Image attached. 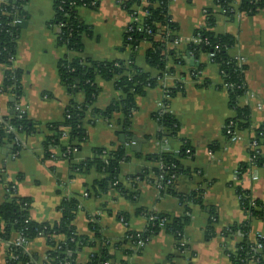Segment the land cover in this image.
<instances>
[{"label": "crops", "instance_id": "obj_1", "mask_svg": "<svg viewBox=\"0 0 264 264\" xmlns=\"http://www.w3.org/2000/svg\"><path fill=\"white\" fill-rule=\"evenodd\" d=\"M239 2L231 0L234 15L227 16L215 0H170L167 13L177 25L172 48L180 53L182 64L174 65V74H164L155 87L146 88L142 96L135 98L136 110L127 130L130 134L122 133L120 113L107 120L101 117L91 120L87 116L84 120L87 137L79 150L70 151L66 158L57 150V158L43 160L44 126L60 120L73 97L57 75V63L68 52L57 45V28L50 25L54 0H28L24 7L27 25L21 28L12 61V67L22 72L24 93L17 101L14 96L0 92V120L9 116L13 108H19L32 122L41 124V132L20 134V148L6 139L0 144V204L11 185L16 196L30 201L31 220L53 224L60 218L57 207L61 201L77 198L79 207L73 225L78 235L94 244L77 253L79 264H88L91 256L104 247L111 256L108 264H264V220L248 214L236 193L240 187L253 200L264 202V168L250 165L241 177L238 172L242 164L251 163L250 151L260 150L264 156V146L250 145L254 131L264 126V9L252 15L240 14ZM95 3L94 9L80 10L81 18L91 27L82 56L94 61L128 58L123 34L131 16L117 0H95ZM209 12L215 18L211 31L233 36L236 45L229 54L246 66V93L237 104L249 110L250 126L236 130V140L226 135L235 109L222 88L217 66L206 54L195 58L185 51L189 43L195 42L194 31L206 27ZM137 13L140 18L144 15L140 9ZM149 48V42H141L134 63L155 76L157 71L145 62ZM199 65L203 68L195 74ZM3 70L0 65V85ZM97 84L100 91L93 109L103 110L121 97L112 82L98 80ZM176 87L179 92L169 99L167 111L179 124V132L176 138L160 143L156 140L158 126L153 114L160 110L163 93L169 94ZM74 99L82 102L83 96L77 94ZM132 136L140 140L139 152H131L121 142L122 138L131 143ZM66 143L67 137L62 138V144ZM183 144H188L190 150L189 156L180 158L186 173L175 178L173 194H161L150 181L153 156L165 150L178 154ZM118 147L124 148L129 157L121 166L118 181L132 197L128 199L112 187L101 195H93V185L106 176L94 170L80 172L75 167L91 159L95 149L111 151ZM193 193L199 195L200 202L189 199ZM148 214L187 218L182 228L185 246H180L181 239L161 229L142 249H135L128 234L143 231L148 226ZM93 218L100 238H95L91 230ZM9 245L10 242L0 240V264H6ZM243 246L250 254L238 261ZM25 249L36 256L37 264H42L49 246L44 236H38Z\"/></svg>", "mask_w": 264, "mask_h": 264}, {"label": "trees", "instance_id": "obj_2", "mask_svg": "<svg viewBox=\"0 0 264 264\" xmlns=\"http://www.w3.org/2000/svg\"><path fill=\"white\" fill-rule=\"evenodd\" d=\"M120 6L130 16L137 15V9L144 13L143 17L136 23L130 22L123 34V44L129 49L128 58L124 60L94 61L82 56L84 40L91 34L90 25L80 16L82 8L94 9L95 0H54V16L50 25L57 28V45L64 47L68 54L57 63V75L61 85L73 97L65 108L63 117L58 121L46 123L42 140L44 150L43 160L57 158L55 151L66 158L70 151L79 150L81 143L86 139L87 133L84 120L90 116L91 120L101 117L110 119L113 114L120 113L122 116V133L129 135L127 131L130 118L136 110L135 98L142 96L146 88H153L164 74H174V65L182 64L180 53L172 48L175 42L173 35L177 25L173 23L167 13V4L170 0H117ZM28 0H1L0 1V65L3 66V81L0 92L14 96L18 101L24 93L21 83L22 72L12 67V61L16 55L17 39L21 28L13 25L15 19L26 21L27 12L24 7ZM227 16H233L230 7L231 0H215ZM264 9V0H240L237 12L252 15ZM214 14L207 15L206 27L194 31V39L199 42H191L185 51L198 58L206 54L213 64L218 68L222 78V88L227 92L228 101L235 109V117L232 119V130H244L249 128V110L238 107V99L246 93L244 82V64L237 65V59L233 58L229 51L236 45V39L229 34H214L211 27L214 25ZM138 26L141 30H138ZM150 43V48L145 52L146 64L157 71L152 76L134 63L135 54L141 42ZM71 55L70 57L68 55ZM171 65V66H170ZM202 65L194 70L199 72ZM98 80L112 82L115 90L121 93V97L109 104L103 110L93 109V103L99 94ZM225 85V86H224ZM177 92L178 87L169 91L168 98L163 100L162 109L153 114V119L158 126L156 140L160 143L176 138L179 132V124L167 111L168 101ZM81 94L82 102H77L74 96ZM12 127L19 134H34L41 132V124L32 122L20 109L13 108L11 114L0 120V144L4 139L12 141L14 134L8 132ZM228 127V126H227ZM227 131V130H226ZM226 135L230 137L227 133ZM67 137L66 145L62 144V138ZM257 144L258 148L264 146V126L254 131L250 145ZM253 146V145H252ZM189 145L183 144L178 154L162 151L153 156V167L151 170L153 182L154 177L162 176L163 187L159 190L161 194H173L172 185L174 180L165 186L171 176L177 177L180 173H186L182 167L180 158L190 155ZM260 151V150H259ZM259 151H250L251 163L241 165L239 177H241L250 165L264 168V156ZM129 161L126 151L118 147L111 151L95 149L93 157L75 167L77 171L89 172L91 170L104 174L106 177L97 181L91 188L93 195H101L109 188H116L128 199L131 194L124 191L119 184L121 166ZM7 196L0 204V240L10 242L6 264H27L35 262L36 256H27L23 247L12 244L17 235H20L25 245L38 236L47 239L49 250L46 252V260L42 264H79L76 261L77 253L86 246H93V242L87 237L77 234L73 225L75 214L79 207L78 199L75 197L64 198L57 211L60 218L53 224L37 223L30 219V201L16 196L11 185L7 186ZM242 208L251 216L264 220V202L253 200L248 191L240 187L236 189ZM191 200L200 202L199 195L193 193ZM156 219L149 222V217ZM148 226L139 232H131L128 239L133 245L139 239H149L151 236L164 229L170 232L176 239L180 240L182 228L187 218L177 219L165 215L148 214ZM162 221L163 226H160ZM95 238H100V232L96 224V218L90 224ZM211 232V228L208 230ZM59 237H63L62 240ZM249 249L243 246L240 250L238 261L245 260ZM14 256L15 258H11ZM111 256L104 247L98 254L91 256L88 264H108ZM32 264V263H30Z\"/></svg>", "mask_w": 264, "mask_h": 264}, {"label": "built area", "instance_id": "obj_3", "mask_svg": "<svg viewBox=\"0 0 264 264\" xmlns=\"http://www.w3.org/2000/svg\"><path fill=\"white\" fill-rule=\"evenodd\" d=\"M1 1V0H0ZM119 2V1H118ZM120 4V3H119ZM140 20V17H139V13H137V15L136 16H131V22H134V23H136V22H138ZM22 21L20 20V19H15L14 21H13V25H19L20 23H21ZM139 28H138V30H141V27L140 26H138ZM128 28V27H127ZM126 28V29H127ZM195 40V42H199L197 39H194ZM237 59V65L239 66V65H241L242 64V60H240L239 58H236ZM225 86V85H224ZM165 98H168V93L167 92H164L163 93V99H162V101L159 103V109H162V106H163V100L165 99ZM19 108H16V110H18ZM8 132H12L13 134H14V138L12 139V142H13V144L17 147V148H20L21 146H22V142H21V139H20V134L19 133H17L16 132V130H14L12 127H8V130H7ZM236 130H232V123H230L229 125H228V127H227V131H226V133L230 136L229 138H230V140H236L237 139V136H236V132H235ZM253 146H254V144H252ZM187 152H189V150L187 151ZM250 161H252V157H250ZM176 177H174V176H171L170 177V179H168L167 181H166V184H165V186L166 185H168V184H170L171 182H172V180L173 179H175ZM163 180V178H162V176H159V177H154V180H153V184L158 188V190H160L162 187H163V185H162V183H161V181ZM156 219V217L155 216H150L149 217V222H152V221H154ZM160 226L162 227L163 226V223H162V221H160ZM180 239H181V243H180V246L181 247H184L185 246V242H184V240L182 239V235L180 236ZM148 240L149 239H146V240H143V239H139V240H137L136 241V243L134 244V247H135V249H142L145 245H146V243L148 242ZM12 244L14 245V246H16V247H20V246H22L23 247V252L27 255V256H31L27 251H26V249H25V242H24V240H23V238L20 236V235H17L16 236V238L14 239V241L12 242ZM11 258H15L14 256H11ZM44 260H46V257H45V259ZM30 263H32V264H37L36 262H34V261H31V262H29V263H27V264H30ZM64 264H68L67 262H65ZM107 264V263H106Z\"/></svg>", "mask_w": 264, "mask_h": 264}, {"label": "water", "instance_id": "obj_4", "mask_svg": "<svg viewBox=\"0 0 264 264\" xmlns=\"http://www.w3.org/2000/svg\"><path fill=\"white\" fill-rule=\"evenodd\" d=\"M26 25H27V22L26 21H22L18 26L20 27V28H25L26 27ZM9 101L10 102H13L14 101V98L13 97H10L9 98ZM139 139L137 138V137H134V136H132V138H131V143H130V141H128V140H123L122 138H121V142H123V143H125L127 146H125V148H127L128 150H130L131 152H139V145H138V143H139Z\"/></svg>", "mask_w": 264, "mask_h": 264}]
</instances>
